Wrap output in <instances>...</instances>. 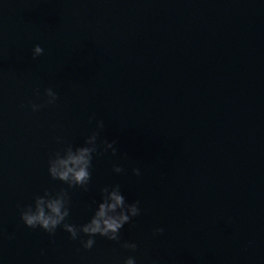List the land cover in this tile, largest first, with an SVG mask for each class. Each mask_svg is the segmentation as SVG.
I'll list each match as a JSON object with an SVG mask.
<instances>
[{"label": "water", "instance_id": "water-1", "mask_svg": "<svg viewBox=\"0 0 264 264\" xmlns=\"http://www.w3.org/2000/svg\"><path fill=\"white\" fill-rule=\"evenodd\" d=\"M94 130L116 154L94 155L86 190L53 180L50 156ZM117 184L141 210L119 242L96 236L86 250L62 226L50 236L20 220L35 196L65 189V222L80 226ZM129 255L264 264V0H0V264Z\"/></svg>", "mask_w": 264, "mask_h": 264}, {"label": "clouds", "instance_id": "clouds-1", "mask_svg": "<svg viewBox=\"0 0 264 264\" xmlns=\"http://www.w3.org/2000/svg\"><path fill=\"white\" fill-rule=\"evenodd\" d=\"M40 46L32 49L33 59L43 54ZM46 104H54L57 100L56 93L51 89H45ZM44 105L30 103L29 107L33 112L39 111ZM103 121H96V129H103ZM99 131H92L82 146L74 150L68 146L63 154L54 153L48 160V174L53 180H59L67 184L68 188L79 187L87 189L91 179V168L94 155L101 156L111 150L116 154L115 140H104L97 144ZM59 142V141H58ZM113 172L120 174L124 171L120 166H113ZM133 174L140 175L139 169L134 168ZM109 187L111 190H109ZM70 198L68 191L61 189L58 192H44L43 196H35L33 204L19 210L20 220L31 229L39 228L50 236L54 235L58 226H62L70 238L75 241L79 239L81 246L88 250L95 244V237L100 236L109 241L119 242L121 240V229L130 221L140 215L139 201L127 202L121 191L120 185L106 186L101 189V196L95 204L94 211L89 220L76 226L65 222L70 214ZM160 228L154 229V234L162 232ZM81 234L87 239L81 238ZM124 249L135 251V243L124 242L121 245ZM123 264H136V258L129 255L123 260Z\"/></svg>", "mask_w": 264, "mask_h": 264}]
</instances>
